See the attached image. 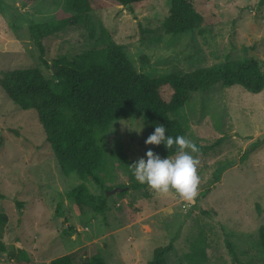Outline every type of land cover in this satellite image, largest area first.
<instances>
[{"label":"rangeland","instance_id":"1","mask_svg":"<svg viewBox=\"0 0 264 264\" xmlns=\"http://www.w3.org/2000/svg\"><path fill=\"white\" fill-rule=\"evenodd\" d=\"M2 1L0 78L11 70L39 68L54 79V69L40 59L29 24L53 21L67 8L66 0H38L29 6L22 0ZM191 1L206 23L178 35H167L163 28L170 0H153L147 8L133 12L123 6L104 7L94 13V21L98 32L103 24L112 39L126 47L137 70L151 78L246 57L256 58L264 72V7H258L260 0ZM43 44L48 65L60 57L106 47L100 37L87 38L82 26L47 36ZM160 92L166 101L173 93L169 86ZM181 117L188 126L187 138L207 149L198 154V196L186 202L175 193L157 196L148 187L127 189L121 196L107 195L132 183L129 166L147 159L148 150L157 154L155 145L145 143L150 132L139 115L116 121L107 133L99 134L106 159L98 174L101 186L94 181L85 184L93 195L108 196L109 209L100 215L83 212L68 197L82 180L76 173L63 176L36 112L21 109L0 87V212L9 216L2 230L8 253L24 250L34 264H47L66 254L82 256L84 248L91 254L94 243L107 264H147L156 248L172 242L174 250L166 264H191L187 256L202 238L206 264H261L258 231L264 224V143L244 163L240 158L251 144L264 141V90L253 94L240 86L217 85L195 94ZM227 159H237V164L209 187L219 162ZM204 191H208L205 197ZM61 202L64 216L59 217ZM227 239L233 243L238 261L231 256ZM0 264L11 261L0 255Z\"/></svg>","mask_w":264,"mask_h":264},{"label":"trees","instance_id":"2","mask_svg":"<svg viewBox=\"0 0 264 264\" xmlns=\"http://www.w3.org/2000/svg\"><path fill=\"white\" fill-rule=\"evenodd\" d=\"M37 1L22 0L24 6ZM152 1L110 0V3L102 4L96 0H66L67 8L60 10L53 21L41 24L31 21L29 24L40 59L46 66L54 69V79L47 78L39 68L11 70L0 78V87L12 102L23 110L31 109L36 112L63 176L69 177L76 173L82 180L80 185L68 193V197L83 212L92 210L95 214L105 215L109 209L108 196L93 195L85 183L94 181L101 186L98 174L106 159L99 143V134L107 133L114 122L142 115L150 134L157 124H162L167 129L166 135H183L187 138L188 126L182 120L181 111L191 104L195 94L208 92L217 85L224 88L240 86L253 94L264 90V72L254 57L227 60L190 72L171 73L158 78H151L138 71L130 61L126 47L115 42L103 24L98 32L94 13L111 6L128 7L133 12L147 8ZM170 2L169 16L163 22L167 35L191 32L206 23L191 0ZM2 4L3 1L0 0V11L3 9ZM258 7H264V0L259 1ZM77 26L85 28L89 39H104L106 47L84 50L72 57H60L52 65H48L43 39ZM164 86L171 87L173 91L169 101L164 100L161 95L160 90ZM17 135L19 136L18 133ZM222 140L223 138L216 144H220ZM263 143L264 141L258 140L251 144L240 158V163H244ZM196 145L200 150H207ZM155 148L162 158L176 152L175 146L171 150L164 144L155 145ZM236 164L237 159L219 162L214 173V183L209 184V187L219 182L222 173ZM131 180L130 185L121 187L133 190L147 188L133 174ZM117 194L121 196L126 193L124 191ZM207 194L208 191L202 193L204 197ZM19 207L22 208L23 204L19 203ZM257 210L259 214L262 213L259 204ZM57 214L59 217L64 216L62 202L58 205ZM8 222L9 216L0 212V255H7L11 264H34L30 254L24 250L8 253V248L2 241V230ZM226 243L231 256L238 261L233 243L229 239ZM258 246L262 252L261 264H264V224L258 231ZM90 247L93 249L91 254L88 248H84L81 250L82 256L66 254L47 264H107L97 246L93 243ZM173 250L172 242L156 248L147 264H166L167 256ZM187 257L191 258V264H206V241L199 238L194 244L193 252Z\"/></svg>","mask_w":264,"mask_h":264},{"label":"clouds","instance_id":"3","mask_svg":"<svg viewBox=\"0 0 264 264\" xmlns=\"http://www.w3.org/2000/svg\"><path fill=\"white\" fill-rule=\"evenodd\" d=\"M166 132L164 125L157 124L145 143L156 146L164 144L168 150L175 146L174 155L162 159L153 151L148 150L147 159L140 158L129 168L135 179L140 184L147 185L157 196H168L175 193L181 200L191 202L198 196L201 183L198 173L200 149L185 136L172 137L166 135Z\"/></svg>","mask_w":264,"mask_h":264},{"label":"water","instance_id":"4","mask_svg":"<svg viewBox=\"0 0 264 264\" xmlns=\"http://www.w3.org/2000/svg\"><path fill=\"white\" fill-rule=\"evenodd\" d=\"M126 190H127V188H117V189H115V190H113V191L108 192L107 195L116 194V193H121V192H124V191H126Z\"/></svg>","mask_w":264,"mask_h":264}]
</instances>
